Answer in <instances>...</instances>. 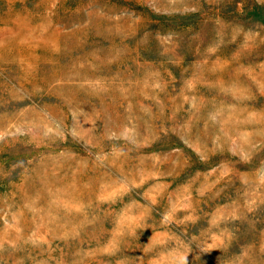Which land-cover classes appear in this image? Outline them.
I'll return each instance as SVG.
<instances>
[{"label":"rangeland","instance_id":"1","mask_svg":"<svg viewBox=\"0 0 264 264\" xmlns=\"http://www.w3.org/2000/svg\"><path fill=\"white\" fill-rule=\"evenodd\" d=\"M0 264H264V0H0Z\"/></svg>","mask_w":264,"mask_h":264}]
</instances>
